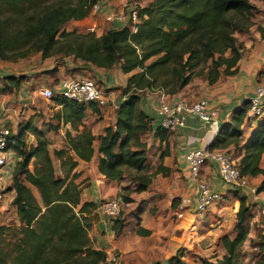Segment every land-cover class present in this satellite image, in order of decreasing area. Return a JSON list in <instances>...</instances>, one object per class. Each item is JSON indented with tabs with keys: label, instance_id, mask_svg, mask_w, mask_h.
<instances>
[{
	"label": "trees",
	"instance_id": "trees-1",
	"mask_svg": "<svg viewBox=\"0 0 264 264\" xmlns=\"http://www.w3.org/2000/svg\"><path fill=\"white\" fill-rule=\"evenodd\" d=\"M99 1L0 0V61L13 64L36 54L41 59L61 55L82 66L104 70L118 66L128 76L114 124L98 137L83 126L89 112L99 115L101 109L59 96L50 100L60 109L47 121L46 129L33 126L32 119L19 122L13 130L8 128V150L16 154L17 161L6 192L13 191L11 206L16 208L18 224L0 227V264H111L104 251L93 248L88 236L92 223L98 220L97 207L81 202L84 180L78 181V162H90L97 153L100 175L116 182L126 178L136 193L146 191L153 175L148 174L146 142L151 119L140 108L143 92L163 90L174 95L196 78L213 86L222 77L235 75L242 49L236 34L254 25L253 1L264 2L152 0L138 11L135 33L124 26L109 29L100 37L65 30L88 17ZM3 80H7L9 91L18 90L25 81L23 77ZM247 110V102L235 110L231 121L219 126L208 149L234 156L242 176L258 178L259 194L264 192V119L258 120L256 130L245 139L243 126H253L245 119ZM40 118L45 120L42 114ZM60 125L70 126L63 147L50 148L47 136L56 133ZM166 132L159 133L161 141ZM31 136L33 142H29ZM121 200L124 204L132 201L127 195ZM250 216L246 199L240 197L235 236L219 238L224 255L213 263L201 259L200 264H240L241 248L249 234L244 223ZM125 220L118 216L111 220L115 234ZM136 232L149 235L140 227ZM263 247L259 245V249ZM183 257L177 252L162 264H186ZM258 264H264V254Z\"/></svg>",
	"mask_w": 264,
	"mask_h": 264
},
{
	"label": "crops",
	"instance_id": "crops-1",
	"mask_svg": "<svg viewBox=\"0 0 264 264\" xmlns=\"http://www.w3.org/2000/svg\"><path fill=\"white\" fill-rule=\"evenodd\" d=\"M152 0H100V8L96 12H90L89 16L75 21L71 26L65 27L68 32L87 33L89 28L95 30L97 37H100L107 30L119 28L122 25L111 20L113 12L127 3H137L141 8L148 5ZM260 4L264 11V2L253 1V5ZM258 10V9H257ZM253 21V20H252ZM254 23V22H253ZM254 28V29H253ZM240 35V34H239ZM241 40L243 48L241 49V58L237 63L238 71L233 76L222 77L215 85L209 86L201 78L194 79L188 86L178 93L167 97L169 103H174L178 100H185L189 103H195L201 99L207 100L210 105L218 111L219 124L229 123L235 110L242 108L249 96L254 92L259 83V75L262 69V55L264 53V27L256 28L252 26L247 32L242 33ZM42 59L41 65L37 68H30L24 72L14 71V73L4 75L0 69V127L15 129L21 121L32 119V125L41 129H46L47 121H50L52 114L60 109L59 106L52 107L51 110H45L38 106L40 102L39 89L46 87L56 90L61 81L67 78H84L87 75L92 79L100 89L107 94L116 111L118 103L124 100L121 95V89L126 85L128 76L121 73L118 66L109 70L98 69L92 66H82L81 62L73 61L71 57H62L58 55ZM18 72V73H16ZM26 76L25 81L20 85L18 90H15L16 96L13 99L11 94H8V82L3 80L5 77L18 78ZM119 94H117V89ZM7 92H5V91ZM12 91V90H11ZM9 91V92H11ZM42 99V98H41ZM11 101V102H10ZM47 101V100H46ZM50 101V100H49ZM159 95L156 91L143 92L140 100V108L151 119V131L149 138L146 140L149 148V171L148 174L153 175L151 184L148 189L142 193H136L130 185L128 179L122 181H110L100 175L97 171L98 154L95 153L90 162L79 161L75 170L79 173L80 179L84 184L81 189V202H91L96 204V207L105 200L118 198L119 195H127L129 198L144 199V206L149 209V205L159 202V197L167 193L168 196H177L182 193V198H186L188 203L182 208L174 207L175 216L181 212V217L177 221H145V213H140L136 219L139 221H130V218L123 221V226L117 234L114 233L113 221L100 215L96 208L95 213L98 215V220L94 221L88 232V236L92 241V246L96 250H102L106 253L107 261L113 253L119 254V262L121 264H154L165 263L167 260L174 257L178 250L183 246L184 229L191 225V229L197 226L190 221L199 216L195 211L197 188L195 184L187 182V171L184 156L190 149L208 147L212 143L216 133H213L207 125L199 121L195 116L185 115L181 125L173 130L166 132V139L161 141L159 133L162 131L159 128ZM15 102V103H14ZM13 103V105H9ZM115 111L112 113L101 110L99 115H93L89 112L88 120L84 122L85 128L91 130L92 134L98 137L103 133L105 127L113 125L115 121ZM40 114L44 115L45 120H41ZM49 116V117H48ZM264 119V116L262 117ZM257 128V125L243 126L244 138L250 137L252 132ZM70 129L69 125H60L59 130L54 134H48L49 140L53 138L55 142L50 145V148L59 149L63 146L65 140V132ZM82 129V127H81ZM75 134V133H73ZM33 137L29 138V142H33ZM98 145V141H94V146ZM16 154L10 151L7 164V177L11 178V172L16 164ZM261 165L264 167V155ZM161 168V173L156 174ZM181 175L179 176L178 175ZM181 178L180 180L178 179ZM167 179L168 185L162 189L156 186L155 178ZM201 177L211 187L212 191L222 195V200L230 192L234 190L222 184L219 180L214 164H207L201 170ZM186 183L184 189L183 180ZM249 183L257 186L258 178H250ZM128 187L127 191L122 188ZM161 190V191H159ZM157 191H159L157 193ZM236 192V191H235ZM247 200L253 199L248 192L244 193ZM173 198V197H172ZM13 199V191H8L3 201H0V227L8 225L11 222L18 224L16 208L11 206ZM221 200V201H222ZM192 201V203H191ZM257 205L254 208L259 215L257 206L264 203V192L259 193L256 197ZM220 203L219 202H216ZM238 207H239V202ZM129 204H136L126 203ZM170 204V202H169ZM168 204V205H169ZM248 205V203H247ZM213 206V205H212ZM166 208V207H165ZM250 208L251 216L248 220L257 221V217H252L253 212ZM145 211V208H144ZM260 221L263 224V221ZM203 222V221H202ZM142 228L149 231V235L140 236L137 234V228ZM253 236L251 235V238ZM224 251L221 252V257ZM220 257V258H221ZM219 257H215L209 262L213 263ZM183 260L188 261L183 257Z\"/></svg>",
	"mask_w": 264,
	"mask_h": 264
},
{
	"label": "built area",
	"instance_id": "built-area-1",
	"mask_svg": "<svg viewBox=\"0 0 264 264\" xmlns=\"http://www.w3.org/2000/svg\"><path fill=\"white\" fill-rule=\"evenodd\" d=\"M100 8V3L92 6L90 12H96ZM141 7L137 3H127L120 10L111 15V20L127 27L131 33H135L138 24V11ZM89 33H94L93 28H89ZM96 35V34H95ZM259 83L254 92L247 99L246 121L251 125H256L259 119L264 116V53L262 55V69L259 75ZM39 95L44 100H51L54 96H59L65 100L74 101L79 104H94L99 108L108 104V96L92 79L89 78H67L60 82L56 90L46 87L39 89ZM159 95V128L170 131L181 125L185 115L195 116L199 121L209 127L213 133L219 129L218 111L210 103L201 99L195 103L185 100H178L169 103L167 97L172 96L163 90H156ZM11 144L10 131L7 127H0V201H3L7 192L5 179L8 175L6 170ZM187 171V182L195 184L197 187V199L195 211L198 215H203L212 205L222 200V195L212 191L209 184L201 177V170L207 164H214L219 180L223 185L230 187L234 191L248 192L255 200L256 188L250 186L247 177L241 175L235 159L232 155L223 152L210 150L208 147L190 149L184 156ZM188 203L186 198L180 199L179 207L182 208ZM257 205V202H256ZM264 226V203L257 206ZM98 213L109 220L118 216L120 211V198H113L102 201L97 207ZM177 218L181 217V212L177 213ZM117 255L110 257L109 263H117Z\"/></svg>",
	"mask_w": 264,
	"mask_h": 264
},
{
	"label": "rangeland",
	"instance_id": "rangeland-1",
	"mask_svg": "<svg viewBox=\"0 0 264 264\" xmlns=\"http://www.w3.org/2000/svg\"><path fill=\"white\" fill-rule=\"evenodd\" d=\"M256 5L257 7L255 6L256 10L254 11L252 17L254 26H256V28L260 27V25L264 27V11L258 12L259 10L262 9V6H259L260 4L258 3ZM73 29H75L76 31V29L78 28L73 26ZM236 37L238 41L241 43V40H243L242 36L236 34ZM55 57L56 56H53L52 58L54 59V61H55ZM41 61L42 59L40 58L39 54L33 55L28 59L18 60L13 64L0 61V69L3 71L2 73L4 75L14 73V71H19V73L20 72L22 73L24 72V70L33 69L34 67L35 68L39 67L41 65ZM30 66H32L33 68H30ZM83 76L84 78L88 77L87 75H83ZM20 77H23L25 79L26 76H20ZM115 89H117V94L115 93V98H117L118 95H120L119 94L120 91L116 87L114 88V90ZM8 94H11L13 99H15V96L17 95L15 90L13 89L11 92L8 91ZM11 104L13 105V103H9V105ZM116 104H117L116 102L113 104L110 102V100H108V104L100 109L113 114V112L115 111L114 105ZM38 106L42 107L45 110L47 109L51 110L53 104L51 101H46L40 98V102L38 103ZM54 142L55 140L53 138H51V140L49 141L50 145L53 144ZM179 176L178 179L180 180L181 178H179ZM10 180H11L10 177H6L5 187L10 185ZM182 180L185 189L186 183L184 182V178H182ZM154 182L156 183V186L158 188L161 187L160 189L168 185V180L160 179V177L155 178ZM249 184L250 186L256 188V186H253L251 183ZM159 191H157V193ZM176 195L177 196H172L173 197L172 198L171 196H168L167 193H164L163 196L159 197L158 200L159 202L152 203L151 205H149L150 208L146 209V206H144L143 202L144 199L147 198V196L144 199L130 198L132 200V203H136V204L126 205L122 203L121 194H120L118 197L120 198V211L118 213V217L120 218L124 217V219L126 217V219L130 218V221H137L136 217L140 213L142 214L145 213L144 216L145 221H151V220L168 221L169 219L171 221H177V216H175L174 211L170 210L173 209L174 207H177L180 203V198L182 197V193H178ZM241 196H244V192L243 193L240 191L230 192V194L224 197V200L220 201V203L217 204L215 203L203 215H199L196 217V219L192 218L190 220V221H197L193 223L197 227L195 229H191V225L185 227V229L183 230L184 231L183 246L178 250V252H182V255L188 261L186 264H200L201 259H205L209 261L215 257H219V258L221 257L222 249L220 247L219 238L223 235H226L232 239L235 236L234 225H235L236 212L238 210L237 202H239V198ZM247 203L248 206L251 207V210L253 209L252 211H254L252 217L254 218L257 217V221H252V220L250 221L247 219L244 223V227L248 229L249 234L247 241L243 244L241 248L240 264H258L261 256L264 254V247L259 249V245L261 244L262 246L264 245V226L260 221V217H258L257 211L254 210V208H256L255 200L254 199H251L250 201L247 200ZM251 235L253 236L252 238ZM113 254L114 255L116 254L119 260V254L117 253H113ZM118 260L116 264H121V262H119Z\"/></svg>",
	"mask_w": 264,
	"mask_h": 264
}]
</instances>
